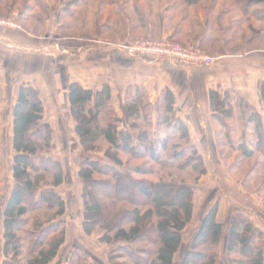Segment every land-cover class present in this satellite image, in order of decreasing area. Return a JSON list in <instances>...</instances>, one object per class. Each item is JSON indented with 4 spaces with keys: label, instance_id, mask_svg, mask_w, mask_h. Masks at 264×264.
<instances>
[{
    "label": "trees",
    "instance_id": "16d2710c",
    "mask_svg": "<svg viewBox=\"0 0 264 264\" xmlns=\"http://www.w3.org/2000/svg\"><path fill=\"white\" fill-rule=\"evenodd\" d=\"M201 1L177 3L188 7ZM66 90L74 128L85 152L92 149L90 145L98 133L112 151L143 161L124 171L118 168L125 165L117 155L108 153L110 164L89 159L80 162L78 178L82 184L85 234L98 228L103 231L100 242L117 244L107 254L108 264H173V255L181 245V231L192 214L194 191L171 172L189 171L197 175L196 180L205 173L203 160L190 143L186 124L174 113L173 96L169 91L164 93L160 105L163 112L153 132L150 104L139 93L125 102L122 121L113 114L108 86L92 91L71 83ZM259 94L264 106V80ZM210 101L212 112L222 121L228 137L225 120L233 118L232 101L228 95L220 98L215 91L210 92ZM104 111L111 118L103 127L96 120L103 117ZM42 114L39 91L31 85H20L12 112L14 183L2 213L1 264H51L65 242L66 207L55 191L63 183V171L58 161L44 155L52 149V130L42 122ZM250 120L255 122L253 117ZM250 133L255 137L254 149L243 150L244 155L255 151L264 157V131L255 124ZM157 166L167 172L166 179H134L133 176L155 173ZM48 186L53 188L42 189ZM219 206L217 200L203 217L181 264H222L217 250L225 224L219 218ZM30 214H35L36 219L31 221L32 229L25 230ZM39 214L45 221L38 219ZM262 238V232L242 213L232 214L226 234L228 264H264ZM79 252L82 251L78 247L71 252L69 264H92Z\"/></svg>",
    "mask_w": 264,
    "mask_h": 264
},
{
    "label": "rangeland",
    "instance_id": "374dc122",
    "mask_svg": "<svg viewBox=\"0 0 264 264\" xmlns=\"http://www.w3.org/2000/svg\"><path fill=\"white\" fill-rule=\"evenodd\" d=\"M34 1L35 0H2L0 3V18H11L14 20L13 22L17 23L21 30L24 29L26 31H34V33L41 36L42 39L39 41V46L43 48V51H45L46 54L54 55L56 61H58V59H62V57L69 59L77 58L75 52L65 49L66 41L61 38L72 36L70 35L71 31L72 34L78 33V31H80L79 27L83 13L87 12L89 15H92L96 7V2L100 0H74L78 5L75 12L76 15L73 20L67 21L61 17V19L59 18L58 20L53 19V23L48 22V18L43 15L42 19L38 20L39 22L32 19V16L35 13H42L45 11L43 10V7H38L39 5H36ZM60 1L61 0H48V4L52 7L54 5L58 6L59 4H62ZM178 1L179 0H105V2L113 5V11H117L119 9L117 7L118 4H128L127 7L123 9V12L128 15L127 19L129 18V22L132 27L134 26L133 31L138 34V38H136V40L150 39L155 41L159 39H166L182 46H196L206 54H208V52L202 44L195 45V43H191V37H189L187 43H181L180 41L173 40L168 36L159 38L155 35L161 32L162 29L170 30L171 27L174 28L175 26L176 29H179L180 27V31L183 29L184 33L190 32L191 29L196 30V17H199L198 13L203 15L204 12L207 11L227 12L228 15L225 23H230L231 26H234V29L236 28L235 26H237V21L240 18L242 28L239 30L236 29L231 34L235 36V39H238L241 36L242 31L245 32L246 30L248 32L247 27L249 25H254V22H252L251 19H243V11H245L244 13H248V16L254 13L252 4H247V2L250 1L253 2L254 5V0H202L198 4L188 7L179 6L177 3ZM261 1L263 4L260 8H258L260 10L257 11L258 13L264 14V0ZM82 2L83 4L89 3V7H83L79 10ZM25 6H27V8L30 7L28 10L29 12L24 15L18 13L23 10ZM170 6H173V9H168ZM40 8L42 9V12H39ZM160 8L163 10H169H167L168 13L165 15V22L162 24L164 25V28L160 27V17L158 12V9ZM12 13L17 14L18 16L15 17ZM147 14L150 17L149 19ZM252 16L254 17L255 15L253 14ZM144 17L147 18V20H144ZM110 21L114 26L113 29L116 24L117 29H123L125 23H127L121 16L118 20L112 18ZM60 23H67L64 30H59L62 29L61 26L58 28L54 26L57 24L60 25ZM46 25L49 26L48 30H46ZM90 26L91 25L88 23L87 28ZM50 27H55V33L51 35L49 33L44 35L46 31L49 32L51 30ZM20 29L10 26H2L0 27V32L20 31ZM67 31H70V33ZM11 69H14V67H11ZM60 70L61 67L55 66L56 72H60ZM12 71L13 70H8V72H6L7 75L5 74L4 77L3 70H0V76L3 74L2 79L6 80V82L0 80V264L3 260L1 251L3 243L2 213L14 183L12 177V161L15 152L12 149V112L20 85H31L38 90V85L35 84L34 79L20 75L15 76ZM55 74L59 76V73ZM47 77L48 81H50V90L47 94L52 95V97H50V99L48 96L44 97L40 95V97L43 105L42 122L47 123L52 130V149L48 154L44 155H47V157H50L61 164L63 171V183L56 188L55 191L64 200L66 207L65 214L63 216L66 224L65 242L58 250L57 257L51 264H69L70 254L77 247L80 248L86 255V258L90 263L108 264L107 254L115 248V245L117 244L100 242L99 238L102 236L103 231L98 228L85 234L82 227L84 201L82 198L81 180L78 178L79 164L86 159L97 161L101 164H110V161L106 158L107 153L109 155H115V157L117 155L123 165H125L122 168L118 167L119 170L122 171L127 170L130 166L142 164L143 161L134 160L124 152L117 154L112 151L110 144L106 143L103 138H100L98 133H96L97 135L95 136L96 140H94V142L90 145L92 149L85 152L80 143V138L74 128L75 121L70 114V103L68 99L64 103L56 97L57 91L55 84H53V78L51 74H47ZM61 81L63 83L66 82L64 79ZM51 83L53 84L52 86ZM59 87H61L60 84ZM110 109H106V112L108 111V113H110ZM106 112L104 111L102 118L96 120V123L103 127L106 126V123L111 118L105 116ZM252 117L255 118L256 116ZM241 134V132H235L231 135V140H227L225 139L226 135L223 130V133L221 132L219 136V138L221 137L220 143H215V147H213L214 143H211L212 145L210 144V146L206 145V143H200L197 150L203 160L205 173L200 175L197 180L194 179L197 175L189 171L178 172L173 170V172H171L173 173V176L178 179V181L181 180L189 183L194 191L192 214L190 220L181 231V245L173 255V264H181L182 258L189 250L190 244L200 227L203 217L217 200L220 202L221 210L219 218L225 224L223 239L217 250L220 263L228 264L226 234L229 219L234 213H242L254 227L258 228L262 232L264 246V157L260 152L255 151L249 155H244L243 150L254 149L255 137L253 138L250 136L251 133L247 132L243 133L244 135H249L247 138L241 137ZM246 141H249V143H246ZM172 144H178L179 147L184 145V143ZM241 145L243 146L241 147ZM205 152H207V156L205 155ZM154 171L155 173L149 176L133 177L138 180L150 179L153 181L166 179V171H162V169L158 166ZM49 180L51 181L52 179ZM52 188V186L42 187V189ZM39 216L41 217L38 219L44 220L41 214H39ZM35 217V214H30V223L25 230L32 229L31 221L36 219ZM139 247L142 246L139 245ZM82 252H79V254Z\"/></svg>",
    "mask_w": 264,
    "mask_h": 264
},
{
    "label": "crops",
    "instance_id": "0c3cea01",
    "mask_svg": "<svg viewBox=\"0 0 264 264\" xmlns=\"http://www.w3.org/2000/svg\"><path fill=\"white\" fill-rule=\"evenodd\" d=\"M60 2L62 4L52 7L48 0H35L34 3L45 11L42 12L40 8L39 12L42 13H35L32 19L39 22L38 20L45 16L48 22L52 23L53 19L58 20L61 17L72 21L78 4L74 0ZM262 4L261 0H254V13L249 16L243 11V19H251L254 25L247 27L248 32L242 31L238 39L231 34L242 28L241 19H238L234 29L230 23H225L228 14L223 11H207L203 15L198 13L196 30L191 29L190 32L184 33L183 29L180 31V27L176 29L175 26L170 30L161 28V32L155 35L159 38L168 36L181 43H187L191 37L192 44H202L208 55L215 59L214 63L207 67L184 70L166 61L141 60L126 56L118 46L128 45L138 38V34L133 31L134 26L132 27L129 18L127 19L128 15L123 12L128 4H118L119 9L113 11L112 4L100 0L96 2L92 15L83 13L78 33L72 34L70 30L71 33L67 32L72 36L61 38L66 41L65 49L75 52L77 58L62 57L56 61L54 55L46 54L39 46L42 37L34 31L20 29L0 32V70H3L4 77L8 70H13L15 76L31 77L38 85L40 95L48 96L49 99L52 95L47 94L50 90L47 74H51L57 91L56 97L64 103L68 99L66 89L71 83H78L92 91L108 86L113 114L122 121L125 102L139 93L150 104L153 132L157 127V119L163 112L160 107L162 98L164 93L169 91L173 96L174 113L186 124L190 143L196 148L200 143H206L208 146L214 143L215 147V143H220L219 136L223 129L222 121L212 112L211 91L217 92L220 98L228 95L232 101L233 118L225 120L229 133L225 139L231 140L230 137L235 132H241V137H244L243 133L252 132L255 124L264 131V106L259 94L260 83L264 80V14L258 13ZM83 7H89V3L82 2L79 10ZM29 9L30 7L25 6L18 13L27 14ZM168 9H158L160 27L164 28L162 24ZM12 15L18 16L14 13ZM120 16L127 23L123 29H117V24L113 29L110 20H118ZM145 19L147 20L144 17ZM88 23L91 25L89 28ZM66 25L67 23H60L54 26H61L62 29L59 30H64ZM46 28L48 30L49 26L46 25ZM50 28L44 35L55 33V27ZM55 66L61 67L60 72L55 71ZM55 73H59V76ZM2 76L0 80L6 82ZM62 79L66 82L63 83ZM53 84L51 83V86ZM252 116H256L255 122L250 120ZM205 155L207 156V152Z\"/></svg>",
    "mask_w": 264,
    "mask_h": 264
},
{
    "label": "built area",
    "instance_id": "2783aa9c",
    "mask_svg": "<svg viewBox=\"0 0 264 264\" xmlns=\"http://www.w3.org/2000/svg\"><path fill=\"white\" fill-rule=\"evenodd\" d=\"M11 18H0V27L10 26L20 29ZM130 58L152 61H166L180 69H199L210 66L214 58L203 53L198 47L192 45H179L166 39L135 40L125 46H118Z\"/></svg>",
    "mask_w": 264,
    "mask_h": 264
}]
</instances>
